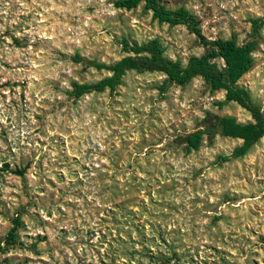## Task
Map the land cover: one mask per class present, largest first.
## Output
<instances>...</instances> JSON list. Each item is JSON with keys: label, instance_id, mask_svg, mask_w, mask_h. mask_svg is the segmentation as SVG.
I'll use <instances>...</instances> for the list:
<instances>
[{"label": "rangeland", "instance_id": "rangeland-1", "mask_svg": "<svg viewBox=\"0 0 264 264\" xmlns=\"http://www.w3.org/2000/svg\"><path fill=\"white\" fill-rule=\"evenodd\" d=\"M117 1L0 0V264H264V138L239 158L241 140L185 143L208 114L252 121L244 109L221 107L201 77L157 72L71 96L108 75L90 62L128 55L124 40L158 39L183 64L207 52L185 26ZM160 1L209 39L256 41L240 85L264 108V25L253 36L252 24L264 0Z\"/></svg>", "mask_w": 264, "mask_h": 264}, {"label": "trees", "instance_id": "trees-1", "mask_svg": "<svg viewBox=\"0 0 264 264\" xmlns=\"http://www.w3.org/2000/svg\"><path fill=\"white\" fill-rule=\"evenodd\" d=\"M142 3L159 22L171 26H185L197 37L199 44L207 49L206 54L192 56L186 64H183L179 60L167 57L158 39L144 43H130L124 40L122 44L128 55L108 63L90 62V66L108 75L94 83H74L71 96L80 99L92 92L102 93L107 90L115 92L122 85L123 78L131 71L161 73L169 82L177 85H187L195 78L201 77L213 92L225 93V99L219 104L221 107L235 103L250 115L252 121L242 123L234 116L208 114L201 129L185 138L187 150L198 151L205 138L212 140L216 136H221L242 141V145L234 149L233 157L247 155L264 138V108L253 100L248 89L240 85V80L254 65L253 54L256 50V41L239 44L235 38L209 39L203 34L201 24L194 15L185 8L170 10L160 0H118L116 7L130 11L138 8ZM252 24L253 36H255L264 25V19H256ZM75 59L81 61L79 56ZM223 159L227 161L230 157ZM22 224L20 217L13 220V227L7 237L9 243L15 241L16 232Z\"/></svg>", "mask_w": 264, "mask_h": 264}]
</instances>
